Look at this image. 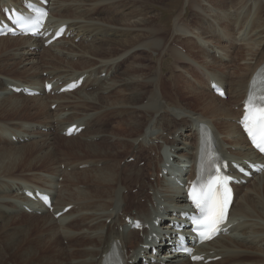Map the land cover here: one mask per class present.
Wrapping results in <instances>:
<instances>
[{"label":"bare ground","instance_id":"obj_1","mask_svg":"<svg viewBox=\"0 0 264 264\" xmlns=\"http://www.w3.org/2000/svg\"><path fill=\"white\" fill-rule=\"evenodd\" d=\"M50 1L51 25L67 24L70 38L47 48L29 37L0 38V264H101L114 239L128 253L149 244L129 229L126 217L152 220L160 205L163 217L185 208V191L170 176L183 184L194 176L199 123L212 129L232 160L239 155L264 161L236 123L252 75L264 64V0H185L169 31L153 13L166 0ZM21 2L0 0V8ZM188 7L196 21L187 31L182 23ZM182 39L186 52L172 45ZM165 52L176 60L171 71L182 69L180 64L192 67L208 95L189 89L178 75L172 87L162 75ZM142 56L155 64L146 67ZM232 58L236 62L228 67ZM123 61L128 65L115 75ZM83 75L82 87L69 94L24 97L10 89L50 81L58 90L61 82ZM212 82L226 87L227 99L213 94ZM187 97L193 110L183 101ZM72 124L86 129L65 138ZM157 142L170 147L167 160ZM131 157L134 162L127 163ZM140 159L145 167L137 164ZM167 164L172 173L160 178ZM145 177L154 181L145 184ZM134 187V195L124 193ZM35 188L53 194L55 212L73 209L58 220L49 211L27 213L24 205L35 208L22 192ZM231 216L238 222L233 232L199 252L222 256L211 264H264V174L237 188ZM154 258L190 264L160 250Z\"/></svg>","mask_w":264,"mask_h":264},{"label":"snow or ice","instance_id":"obj_2","mask_svg":"<svg viewBox=\"0 0 264 264\" xmlns=\"http://www.w3.org/2000/svg\"><path fill=\"white\" fill-rule=\"evenodd\" d=\"M45 15L46 13H41L34 23L38 24ZM242 123L256 147L264 152V97H261L259 106L254 97L246 101L245 117ZM229 179L218 169L216 176L209 183L199 189L194 187L190 192L194 206L203 214L200 223L205 230L200 235L205 239H210L211 235L218 230L219 223L223 221L228 203L227 193L230 191L227 188ZM221 189L224 190L223 194Z\"/></svg>","mask_w":264,"mask_h":264},{"label":"rangeland","instance_id":"obj_3","mask_svg":"<svg viewBox=\"0 0 264 264\" xmlns=\"http://www.w3.org/2000/svg\"><path fill=\"white\" fill-rule=\"evenodd\" d=\"M184 1L185 0H166L161 6H155L153 7V13H156V14H159L160 16V19H159V24H161L167 31L171 30L173 28V24H174V20H175V16L177 13H179L181 11V9H183V4H184ZM203 1H206V0H203ZM185 16L184 19V22L182 23V28H184L185 30H189L190 27L192 26L193 22L196 21V18H195V14L193 12V9L191 8H187V11L184 12L183 14ZM189 21V22H188ZM156 23H154L153 25H156L158 24V21H154ZM264 20L261 19L260 20V23H263ZM191 23V24H190ZM158 26V25H156ZM189 28V29H188ZM79 41V39L75 40V43L77 44ZM173 46H176L178 48H180V50L186 52V45L185 43L183 42V39L182 40H175V42L172 44ZM185 45V46H184ZM143 53V52H142ZM138 54V51L137 53L135 54V56H137ZM163 54V64L161 66L162 68V75L164 76L163 78H166L167 80H170V84L172 87H174L172 84L175 83L174 81V77L173 76H179L180 80H182L181 77H183V79L185 80V82H188V88L191 89V90H194L198 93H202L204 95H208L207 92L203 89V88H200L199 86H197V82L200 81L201 79V76L197 75L192 67H188L187 65H183V64H180L182 65V69H178V70H175L173 68V70L171 71L173 65H177V64H174L176 62V60L172 57L171 53L169 52H165V53H162ZM144 58H146V56H142V61L143 63L146 65V67L149 66V64L147 62H150L152 65L155 64V61H153L152 59H147L145 60L146 62H144ZM238 59V58H237ZM81 60V58H80ZM236 58H232L230 61L227 62V65L228 67H231L232 65L235 64V61ZM128 61V60H127ZM127 61H123L122 63H120L117 71H116V74L115 75H118L121 73L122 70H124L125 66L128 65V62ZM152 61V62H151ZM175 61V62H174ZM235 61V62H234ZM154 63V64H153ZM230 64V66H229ZM123 65V66H122ZM124 67V68H123ZM123 68V69H122ZM188 70V71H187ZM120 71V72H119ZM173 71H175L173 73ZM178 72H181V73H178ZM118 73V74H117ZM155 75H157V73H155ZM186 75V76H185ZM170 76V77H169ZM181 76V77H180ZM198 78V79H197ZM183 81V80H182ZM194 84V85H193ZM197 86V87H196ZM173 89V88H172ZM168 96H171V94H168ZM185 102V105L190 108V109H194L193 108V105L194 103L192 102L191 98L190 97H187L186 100H183ZM175 123H173L174 125ZM165 125H168V126H171L168 122H165ZM47 130H43V132H46ZM166 135V133L164 134ZM169 141L173 140V136H170L169 138ZM163 142H157V144L161 145L162 146V150H161V153H162V157H164L163 159L167 160L168 159V154L170 153V147L165 145V144H162ZM147 145H145V148L147 149L146 147ZM152 155V157H154V153L153 154H150ZM124 156H126V154L120 156V158H123ZM172 158V157H171ZM170 158V159H171ZM127 163H133V161L131 162H128L126 160ZM146 160L145 159H140L138 161V165L140 167H145V164H146ZM125 161H123L122 165H125L124 164ZM64 166V165H63ZM147 178V179H146ZM161 178V177H160ZM146 181H143L145 184L147 183V181L149 182H153L154 181V177H145ZM62 182V181H61ZM81 188H85L84 185H80ZM138 188H132V191H129L128 193H126V191L128 190H124V193L126 195L128 194H132L134 195L136 192H137ZM149 194H152V192H149ZM140 202V201H139ZM141 203V202H140ZM133 214H135L133 212ZM67 241H63L62 245L66 246L67 245Z\"/></svg>","mask_w":264,"mask_h":264}]
</instances>
